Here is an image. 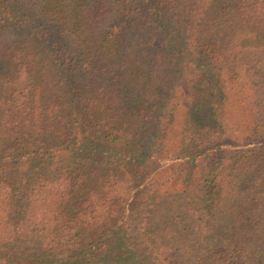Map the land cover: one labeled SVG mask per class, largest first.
<instances>
[{"label":"trees","instance_id":"obj_1","mask_svg":"<svg viewBox=\"0 0 264 264\" xmlns=\"http://www.w3.org/2000/svg\"><path fill=\"white\" fill-rule=\"evenodd\" d=\"M0 264H264V0H0Z\"/></svg>","mask_w":264,"mask_h":264}]
</instances>
